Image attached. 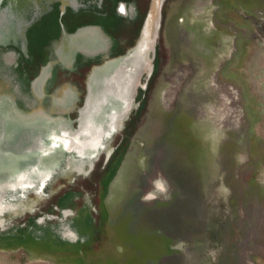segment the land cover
Returning <instances> with one entry per match:
<instances>
[{
	"label": "rangeland",
	"instance_id": "rangeland-1",
	"mask_svg": "<svg viewBox=\"0 0 264 264\" xmlns=\"http://www.w3.org/2000/svg\"><path fill=\"white\" fill-rule=\"evenodd\" d=\"M155 2L0 0V264H264V0Z\"/></svg>",
	"mask_w": 264,
	"mask_h": 264
},
{
	"label": "bare ground",
	"instance_id": "bare-ground-1",
	"mask_svg": "<svg viewBox=\"0 0 264 264\" xmlns=\"http://www.w3.org/2000/svg\"><path fill=\"white\" fill-rule=\"evenodd\" d=\"M158 3V5L161 3L160 0H156L155 2V5L153 6V8H151L150 12L148 13L146 19H145V22H144V25H143V28H142V31H141V34H140V37L138 39V41L136 42V46L129 49L128 51V54H139L140 56H143L144 58H146L147 56H152V52H148V43H149V40H150V36H151V32H152V28H153V25L154 22L156 21V18L154 17V9L156 7V4ZM154 32H155V29H154ZM151 59V58H150ZM94 71V70H93ZM104 72V71H103ZM145 72V71H143ZM148 73V71H147ZM137 76V75H136ZM91 79V77H90ZM135 94V93H134ZM133 96V95H132ZM93 96L91 95V92L89 93V97L87 99V102H86V106L83 107V109L81 110V116H82V119L83 120H87L88 118V112L89 110L91 109L92 107V98ZM134 98V97H133ZM128 101V100H127ZM122 116V115H121ZM39 124V123H38ZM80 127H81V123H80ZM79 128V127H78ZM76 128L75 130H71L72 134H76L77 131H79V129ZM58 130V129H57ZM68 130V129H67ZM56 131V130H55ZM70 131V130H68ZM62 135V134H61ZM66 137V136H65ZM70 139V138H69ZM68 139V147H70V142L71 140ZM73 146H76L75 144H72ZM41 147V146H40ZM42 148V147H41ZM79 151V145H78V148H77ZM89 151V150H88ZM79 153V152H78ZM19 157V156H17ZM39 157V156H38ZM17 160V158H16Z\"/></svg>",
	"mask_w": 264,
	"mask_h": 264
},
{
	"label": "trees",
	"instance_id": "trees-1",
	"mask_svg": "<svg viewBox=\"0 0 264 264\" xmlns=\"http://www.w3.org/2000/svg\"><path fill=\"white\" fill-rule=\"evenodd\" d=\"M76 21H77V20H76ZM76 21H75V22H76ZM75 22H74V23H75ZM154 68L156 69V61L154 62ZM154 68H153V69H154ZM155 69L152 71L150 78L154 75ZM148 82H149V81H148ZM148 82H147V83H148ZM136 99L139 100V94L137 95ZM136 113H137V110H136ZM127 145H128V142L126 141V139L123 140V141H121V142L117 145V147L115 148L114 153H113V155H114L116 158H115V157H113V158H114V159H121V157H122V155H123V153H124V151H125Z\"/></svg>",
	"mask_w": 264,
	"mask_h": 264
},
{
	"label": "water",
	"instance_id": "water-1",
	"mask_svg": "<svg viewBox=\"0 0 264 264\" xmlns=\"http://www.w3.org/2000/svg\"><path fill=\"white\" fill-rule=\"evenodd\" d=\"M143 28V27H142Z\"/></svg>",
	"mask_w": 264,
	"mask_h": 264
}]
</instances>
